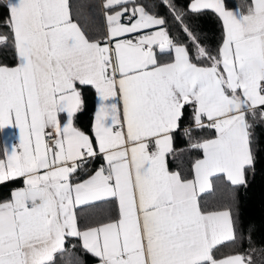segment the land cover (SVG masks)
I'll list each match as a JSON object with an SVG mask.
<instances>
[{
  "label": "snow or ice",
  "instance_id": "6c2138e0",
  "mask_svg": "<svg viewBox=\"0 0 264 264\" xmlns=\"http://www.w3.org/2000/svg\"><path fill=\"white\" fill-rule=\"evenodd\" d=\"M160 4L186 42L135 0H104L107 31L95 37L70 0H0V47L16 60L0 64V130L18 128L20 141L5 145L0 183L23 180L0 202V264H78L69 238L97 264H257L252 249L219 253L251 243L238 235V193L264 153V0L246 11L226 0ZM205 10L223 26L216 55L186 22ZM88 90L98 100L91 135L76 125ZM204 129L214 137L197 138ZM178 131L202 154L186 173L169 170ZM97 157L93 174L74 179ZM214 177L227 182L226 206L202 199L215 195ZM105 204L116 206L111 218L78 221V207Z\"/></svg>",
  "mask_w": 264,
  "mask_h": 264
},
{
  "label": "trees",
  "instance_id": "16d2710c",
  "mask_svg": "<svg viewBox=\"0 0 264 264\" xmlns=\"http://www.w3.org/2000/svg\"><path fill=\"white\" fill-rule=\"evenodd\" d=\"M100 1L101 0H70L73 5L74 19L77 20L82 29L90 37L103 35ZM135 2L145 5L146 10L152 14L164 16L168 20L169 34L179 42H186V38L179 30V25L172 20L168 10L160 4V0H135ZM174 2L177 3L178 6L186 7L190 0H174ZM249 3H251V0H226V6L229 8L240 7L241 10L245 11ZM0 13L6 14L2 7H0ZM186 22L193 27L197 35L201 38L202 43L211 50L213 55H216L223 40V26L218 16L210 10H205L199 16L189 17ZM0 31L6 30L0 28ZM158 57L166 62L171 59V55L169 54H164L162 56L159 54ZM14 61L13 49L11 47H0V64L11 65ZM93 107L94 93L93 90H88L85 93V108L78 114L76 120V125L88 133L90 132ZM191 124L192 109L186 107L183 125L189 126ZM257 131L259 133L261 130L258 129ZM195 135L199 139H209L215 135V132L211 129H204L196 132ZM173 147L176 149L177 155L175 157L171 154L169 155V169L172 171L180 170L182 173L188 172L191 169L192 162L200 157L201 153L189 150L188 140L183 136L182 131H178L174 135ZM96 166L97 158L92 161L89 160L85 165L86 171L78 170L75 179L88 175ZM190 177L191 176H189V178ZM15 184V182L0 184V200L7 196L9 189ZM213 184L216 189L215 195L202 199H206L212 207L218 208L226 206L228 203L226 193L229 190L227 182L222 178L218 179L214 177ZM238 197L241 214L238 235L241 230L245 233L250 232L251 243L244 240L234 245L226 244L221 246L219 255L227 256L236 252H246L252 249L255 250L253 259L257 261V264H264L261 251L264 250V153H261L258 159L255 176H249V186L246 189L241 188ZM92 221L95 222V220L90 217L89 221H85V223H93ZM70 244L76 245L74 251L80 258L78 264H87L96 260L90 254L82 250L77 239L69 238L66 246ZM57 264H63V262L58 259Z\"/></svg>",
  "mask_w": 264,
  "mask_h": 264
},
{
  "label": "crops",
  "instance_id": "0c3cea01",
  "mask_svg": "<svg viewBox=\"0 0 264 264\" xmlns=\"http://www.w3.org/2000/svg\"><path fill=\"white\" fill-rule=\"evenodd\" d=\"M104 3V0L100 1V8H101V15H102V23H103V34L106 33L107 31V25H106V21H105V15L104 12L105 10L103 9L102 5ZM190 3V2H189ZM230 9H235V8H230ZM211 11V10H210ZM122 22L127 23L128 20L126 18L122 19ZM150 31V30H148ZM134 35H140V33L134 34ZM221 46V44H220ZM159 55V53H158ZM14 58H15V53H14ZM159 58V57H158ZM171 59H172V55H171ZM170 59V60H171ZM169 60V61H170ZM16 63V60L14 61L13 64L9 65V66H13ZM94 93V91H93ZM98 107V100L97 97L94 93V107H93V112H92V117H91V121H90V132H86L89 135L92 134L91 132V128H92V124L94 122V116H95V111ZM83 130V129H81ZM84 131V130H83ZM214 137V136H213ZM212 137V138H213ZM20 141H19V129L18 128H6L3 130H0V158H2L3 156V152L5 149V145L7 144L8 146H11L12 144H16L17 146L19 145ZM173 145H174V137H173ZM202 155V154H201ZM200 155V157H201ZM198 157V158H200ZM92 161V159H90ZM104 161L102 158L97 157V166L86 176L79 178L78 180H86L91 174H93L100 166L101 164H103ZM192 165V164H191ZM170 170V169H169ZM172 171V170H170ZM76 174H74V179L76 178ZM191 178V177H190ZM225 180V179H224ZM226 181V180H225ZM10 183V182H15L16 184L13 185L9 191L7 196L4 199H1L0 202H3L5 200H8L11 198V193L14 189L23 187V180L21 179H16V180H12V181H6L4 183H0V184H5V183ZM77 211V216H78V221L82 224L85 223V221H89V218L91 217L93 220H95V222H98L102 219H108L111 218L112 216L115 215L116 212V206L113 204H105L102 205L100 207H92V206H80L76 209ZM97 212V213H96ZM93 222V221H92ZM93 222V223H95ZM77 239V238H75ZM78 240V239H77ZM79 241V240H78ZM80 243V241H79ZM91 255V254H90ZM231 255V254H230ZM93 257V256H92ZM96 259V258H95ZM87 264H97V260L92 261L90 263Z\"/></svg>",
  "mask_w": 264,
  "mask_h": 264
},
{
  "label": "built area",
  "instance_id": "2783aa9c",
  "mask_svg": "<svg viewBox=\"0 0 264 264\" xmlns=\"http://www.w3.org/2000/svg\"><path fill=\"white\" fill-rule=\"evenodd\" d=\"M69 247L71 246V244L70 245H68Z\"/></svg>",
  "mask_w": 264,
  "mask_h": 264
}]
</instances>
